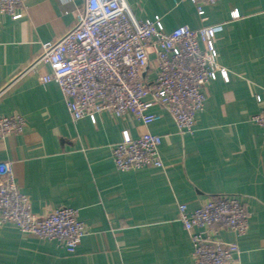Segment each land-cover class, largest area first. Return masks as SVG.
<instances>
[{
	"label": "crops",
	"instance_id": "1",
	"mask_svg": "<svg viewBox=\"0 0 264 264\" xmlns=\"http://www.w3.org/2000/svg\"><path fill=\"white\" fill-rule=\"evenodd\" d=\"M86 0H26L18 16L0 13V115L21 114V133L0 137V160L10 161L32 211L43 216L60 206L78 209L86 226L77 250L54 239L0 224V264H196L179 204L190 210L217 194L242 197L249 211L238 240L239 264H264V126L252 120L263 109L264 0H221L198 13L191 0H127L138 19L159 15L167 30L221 24L216 46L228 72L205 86L207 98L192 133H181L161 106L146 125L130 115L73 120L55 81L40 83L23 67L42 43L60 37ZM237 9L239 17H232ZM162 136V167L120 170L112 147L123 130Z\"/></svg>",
	"mask_w": 264,
	"mask_h": 264
},
{
	"label": "built area",
	"instance_id": "2",
	"mask_svg": "<svg viewBox=\"0 0 264 264\" xmlns=\"http://www.w3.org/2000/svg\"><path fill=\"white\" fill-rule=\"evenodd\" d=\"M26 0H0V13L18 16ZM200 15L205 5L221 0H191ZM74 25L60 37L42 43L20 76L32 74L42 84L55 81L73 120L109 112L130 115L146 125L159 119L149 111L165 107L181 133H192L196 114L207 98L205 86L228 72L218 59L217 33L221 24L192 28L182 25L167 30L159 15L138 19L127 0H86L74 12ZM237 9L232 17H239ZM263 104L252 120L264 126ZM26 121L21 114L0 115V137L21 133ZM162 136L146 131L133 136L128 129L112 147L120 170L162 167ZM179 220L189 232L196 264H239L238 240L219 237L228 229L236 238L248 230L249 211L235 194H217L190 210L179 204ZM10 222L22 232L58 241L68 252L77 250L86 226L78 209L60 206L40 216L32 211L29 197L18 188L13 165L0 160V224Z\"/></svg>",
	"mask_w": 264,
	"mask_h": 264
}]
</instances>
